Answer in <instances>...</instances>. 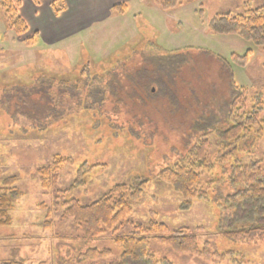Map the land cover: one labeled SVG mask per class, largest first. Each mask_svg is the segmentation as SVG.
<instances>
[{
  "label": "rangeland",
  "instance_id": "374dc122",
  "mask_svg": "<svg viewBox=\"0 0 264 264\" xmlns=\"http://www.w3.org/2000/svg\"><path fill=\"white\" fill-rule=\"evenodd\" d=\"M10 1L28 31L15 32L0 0V194L8 177L17 178L21 194L8 223L0 218V264H110L121 255L114 237L154 219L170 231L188 229L209 252H177L151 237L158 264H264V239L232 241L219 228L224 199L234 192L233 165L264 176V134L237 149H225L217 135L233 122L232 79L250 90L246 108L254 107L253 93L264 87V46L209 28L216 15L243 13L264 0H185L166 10L134 3L123 15L65 29L51 45L33 32L21 0ZM54 23L63 30L62 19ZM249 49L246 65L232 60ZM259 116L264 120V105ZM203 139L208 167L196 189L206 196L183 207L182 195L159 174L193 161L189 152ZM58 159L68 160L53 171ZM44 167L57 175L49 189L42 186ZM141 179L149 182L131 215L94 240L63 216L64 200L88 205ZM90 248L110 255L78 263Z\"/></svg>",
  "mask_w": 264,
  "mask_h": 264
},
{
  "label": "trees",
  "instance_id": "16d2710c",
  "mask_svg": "<svg viewBox=\"0 0 264 264\" xmlns=\"http://www.w3.org/2000/svg\"><path fill=\"white\" fill-rule=\"evenodd\" d=\"M16 1L19 5L20 0ZM33 1L38 3V0ZM152 1L166 10L177 7L185 0ZM2 6L15 32L18 35L26 33L28 26L20 13L12 8L11 1L4 0ZM51 7L56 15L65 10V4L60 0H53ZM209 28L215 34H237L254 45L264 46V4L257 7L247 6L245 11L239 14L231 12L218 14L211 19ZM251 52L252 50L249 49L244 55L233 53L232 60L244 66L248 63ZM232 88V106L235 111L233 109L229 113V121L233 122L225 130L217 129V135L225 149L232 145L237 149L238 142H243L251 136L260 137L264 134V120H260L259 116L264 105V87L253 93L256 99L251 110L246 108L247 98L251 96L250 90L237 86L234 81H232ZM257 125L259 129L255 131ZM207 147H209L208 140H200V143L189 152V155L194 158L193 161L192 159L183 161L174 167L163 169L159 174L161 179L172 185L182 195L183 207H190L196 198L206 196L204 192L196 189V185L201 177L200 171L208 167ZM66 160L68 159L56 160L53 171H58ZM41 173L42 186L49 189L56 181L57 175L53 173L50 177L52 171L49 167H44ZM258 173L259 171L255 172L254 166L233 165L229 181L234 192L225 197L219 220L220 231L229 240L264 239V176ZM16 182V177L5 179L4 191L0 194L1 224L8 223L13 201L21 195L15 186ZM148 182V179H141L131 184L116 185L99 200L88 205L82 204L78 199L64 200L63 216L72 218L85 230V240H94L107 229L118 227L131 215L132 202L138 200ZM56 205H59V202H56ZM151 237L157 238L160 243L169 245L177 252L197 256H207L209 253L206 248L201 249L196 234L188 229L170 231L166 224L154 219L147 225H134L133 231L129 234L114 237V243L120 249L121 255L110 264H158L159 261L150 247ZM109 255L110 250L90 248L84 252L81 251L77 260L78 263H83Z\"/></svg>",
  "mask_w": 264,
  "mask_h": 264
},
{
  "label": "crops",
  "instance_id": "0c3cea01",
  "mask_svg": "<svg viewBox=\"0 0 264 264\" xmlns=\"http://www.w3.org/2000/svg\"><path fill=\"white\" fill-rule=\"evenodd\" d=\"M52 1L53 0H40L38 4H35L33 0H27L29 4L25 7L21 0L20 8L27 22L30 18L32 27L34 28L33 32L38 33V35L40 34L39 36H42V39L47 42V45H51V43L59 40V36H65L64 34L66 33L64 32L68 31L70 28L76 26L86 28L93 23L104 21L112 15H123L122 12L126 11L130 4L141 3L149 6L154 3L152 0H60L64 2L65 10L56 15L51 7ZM120 4V7H116ZM251 4H253V2ZM31 18L36 19L35 23L38 24L36 27L34 25L35 23L33 24L34 20ZM42 18L48 19L50 24L46 25V23H43ZM54 19L55 21L62 19L63 30L54 26ZM255 51L256 50H253L252 54L254 58L256 56ZM260 58H258V61ZM259 62L264 69V62L261 60ZM246 68H248V66ZM233 80L234 79H232V81Z\"/></svg>",
  "mask_w": 264,
  "mask_h": 264
}]
</instances>
